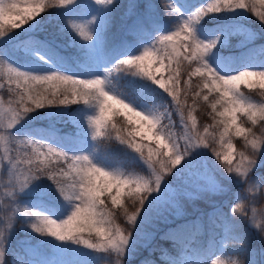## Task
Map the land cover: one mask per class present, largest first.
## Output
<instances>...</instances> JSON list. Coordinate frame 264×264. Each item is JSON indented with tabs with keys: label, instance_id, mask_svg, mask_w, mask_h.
<instances>
[{
	"label": "trees",
	"instance_id": "16d2710c",
	"mask_svg": "<svg viewBox=\"0 0 264 264\" xmlns=\"http://www.w3.org/2000/svg\"><path fill=\"white\" fill-rule=\"evenodd\" d=\"M208 1L213 2V0ZM197 2L199 0H179V3L189 8L197 7ZM162 3L163 0H112L111 4L100 5L97 0H74L67 7L46 9L30 25H25L23 29H16L8 36L0 38V58L14 61L23 70L38 74L43 71H60L68 75H71L68 71L84 73L82 69L78 68L77 62L85 54H89L90 57H96L97 54L88 53L82 44V38L72 31L68 21L81 23L90 12L99 16L100 32L104 35V47L108 51L117 45L114 40L120 34L127 33L130 36L127 37L128 39L134 43L137 42L136 52L141 55L147 44H153L159 35L167 34L165 31L167 25L170 24L169 30H177L176 25L179 20L177 18L171 20L172 14L165 11L162 6L159 8V4L162 5ZM257 10L264 12V6L258 4ZM236 11L238 10L209 14L195 25V35L198 39L199 30L206 31L204 34L208 38L212 35H229L228 47L240 54V59H233V65L229 68H224V60H218L219 63L213 61L216 65L222 66L225 72L241 69L250 57L256 60L257 65L264 66V23H261L259 18L251 12ZM238 28L246 29L247 32L244 34ZM70 37L74 39L71 45L67 44ZM236 40L243 41L245 45L242 48L232 47L235 46L234 41ZM227 44L218 46L225 50ZM22 47H26L28 50L42 51L53 60V65H44L36 61L29 53L24 52ZM118 60L113 59L110 62V67L113 68L111 72L113 86L131 97L147 100L158 111L163 112L167 108L168 112L172 114L171 131L177 138L181 137L185 128L180 122L172 98L143 75H135V69L123 66L121 70H115L114 65ZM184 67L186 71L191 70L187 68V65ZM192 67L194 68L195 65ZM168 74L167 69L163 74L165 79ZM80 76L84 75L80 74ZM187 79V75H182L181 88L184 87L183 81ZM192 82L195 85L200 80L193 76ZM193 91H200V89L194 88ZM241 91L250 97L252 103L257 105L264 103V96H261L264 89L258 86L249 89L242 85ZM204 93L207 94V89L204 90ZM216 95L218 94L212 93L207 102L202 97L198 98L197 102L193 104L192 93L189 92L185 106V119L191 127L188 112L192 110V115L196 118V131L209 146L205 148L201 144L202 149L198 147L191 149L181 164L173 168L171 173L161 181L166 189L168 187L173 190L175 205L181 207L182 215L175 217L170 211L167 219L156 217L153 236L148 240V244L142 247L141 243L136 241L137 237L133 226L128 223L127 217L123 214L124 207L128 209L129 213L134 210L129 197L122 194L123 205L118 204L113 208L116 213L115 222L131 233L128 248L131 252L123 255V264H210V261L218 256L225 258L239 256L245 260V264H264V236L252 226L249 220L254 209L259 213L264 208V159L261 165L251 171L248 181L231 183L219 197L203 195L202 197L196 196L192 200L188 194L192 192L187 186L196 177L199 168L203 169L208 165L218 177L217 171H222L224 165L212 151V148L215 147L222 153L224 144L220 141L223 125L218 123L222 118L217 117L216 120H213L214 114L210 107V101ZM0 96L7 101L9 94L6 88L0 90ZM180 98L184 99L183 92H181ZM87 106L98 110L94 106V102L85 105L82 100L76 104L54 105L37 109L21 119L11 130V134L22 139L37 137L39 140L52 143L67 152H85L96 165H105L126 176L148 177L151 175V170L139 153L128 147L126 142L121 143V140L116 136L113 125L122 130L124 137L128 136V131H131V125L127 123L126 117L119 110L115 114H109L110 118L102 129V134L93 139L88 118L82 113ZM68 115H79L88 134L84 135L69 123ZM255 119L257 123L253 125L247 115L238 113L237 124L252 131L237 137L235 128H233L229 136L225 137V141L231 138L236 154L240 152L251 154V144L248 143L246 146L245 137L250 142L259 140V137L264 135V121H260L258 115ZM163 124L167 125L168 120H163ZM205 127H208L207 133L204 132ZM135 142L141 146L145 156H147L148 147L156 148L152 143L142 141L137 137H135ZM181 146L183 148V141H181ZM16 148L17 145L10 142L11 154H15ZM20 150L30 153L31 147ZM160 150L163 153L164 149ZM154 159H158V157H154ZM236 159H239L238 155ZM52 160L56 161L53 164L54 167L66 169L65 162L57 161L56 157ZM7 178L6 172L2 171L0 190L11 188L10 184H6ZM250 188L251 190H249ZM42 189L46 194H37L38 190ZM127 191L128 189L125 188V193ZM184 191L188 193L184 194ZM154 193L155 191L148 194L141 211L146 209L148 201ZM113 194H115V189ZM105 199L111 207L107 194ZM4 202L6 203L4 211L0 209V230L4 229V217L11 215L17 206L13 204L11 197ZM237 202L244 205V215L233 214L232 208ZM15 203L21 208L45 210L57 221L65 219L71 212L68 202L61 197L51 180L46 177H40L23 192L16 193ZM33 219V217H25L17 213L13 227L0 240L7 263H9V259H20L23 253L25 258L36 257L39 264H80L79 261L71 260L74 255L73 246H76L84 252L85 258L88 259L83 264H114L115 254L111 251L91 249L73 240L60 241L50 235H42L34 231L30 227ZM84 236L87 238L88 234L85 233ZM92 238L94 241L96 240L94 233ZM140 241L142 240L140 239Z\"/></svg>",
	"mask_w": 264,
	"mask_h": 264
},
{
	"label": "snow or ice",
	"instance_id": "6c2138e0",
	"mask_svg": "<svg viewBox=\"0 0 264 264\" xmlns=\"http://www.w3.org/2000/svg\"><path fill=\"white\" fill-rule=\"evenodd\" d=\"M73 2L74 0H52L42 9L24 8L23 14L29 19L26 23L17 26L15 21L19 17L15 11H6V9L22 8L23 0H0V21H2L0 38L8 36L16 29H23L25 25H30L36 17L45 12L46 8L67 7ZM97 3L108 5L112 3V0H97ZM258 4L264 6V0H239L238 3L236 0H213L206 6L196 8L186 18H182L176 25V31L159 35L151 46L144 47L141 55H126L127 58L118 60L114 65L117 71L123 66L135 69V75H143L172 98L180 122L185 128L184 134L179 138L171 131L172 114L167 110L163 112L138 111L130 103H125V100L118 95L106 90L107 76L113 68H105L104 77L92 76L93 78L90 79H78L77 76L60 71L34 74L20 70L8 60L0 58V90L6 88L9 94L7 101L0 96V141L6 143L10 141L17 145L15 154H10L9 149L5 147L3 156H0V170L6 172L11 185L7 194L12 198L13 204L17 205L11 215L4 217V229L0 230V240L13 227L16 215L19 213L25 217H33L30 227L42 235H50L60 241L73 240L91 249L112 251L118 256L124 255L131 233L115 222L116 213L113 211L116 205H123L122 194L127 195L134 206V210L130 213L126 207L123 208V214L127 217L128 223L133 225L140 215L148 194L158 190L161 181L171 173L173 168L181 164L190 150L201 144L205 148L209 146L196 131V118L192 115V110L188 112L191 127L185 119V106L189 92L192 93L193 104L198 98L202 97L207 102L212 93L218 94L210 101V107L214 114L213 120L217 117L222 118L218 121L223 125L220 141L226 143L228 151L222 155L213 147V154L217 159L223 160L229 174L248 181L252 169L257 164V154L264 148V138L249 142L245 137L246 146L248 143L251 144V154L245 152L235 154L231 138L225 141V137L229 136L233 128H235L237 137L243 136L245 132L251 133V129H245L237 124L238 113L247 115L253 125L257 123L255 119L257 115L260 121H264V103L259 105L252 103L250 97L241 91L242 85L252 89L257 81L259 87L264 89V71L243 70L235 75H221L206 61V57L216 47L219 38L207 41L198 39L194 28L209 14L237 9L253 13L261 23H264V12L257 10ZM161 6L170 14H179V9L173 0H163L159 8ZM68 25L83 41L93 40V34L87 25L71 20L68 21ZM158 55L160 57L159 66L153 69ZM185 65L191 70L186 71ZM193 65H195L194 68ZM165 68L169 73L167 79L163 75ZM153 72L158 74L159 78ZM182 75L188 77L183 81V88H181ZM193 76L198 77L200 82L193 85ZM194 88L200 91H193ZM205 89H207V94L204 93ZM181 92L184 95L183 100L180 98ZM261 96H264V92ZM80 100L85 105L94 102V106L99 110L98 114L88 118L93 139L102 134V129L110 118L109 114H115L118 111L114 105L127 109L133 116L139 118L133 120L126 116L128 124L137 125L128 131L127 137L123 136L122 130L117 129L116 125H113V129L121 143L126 142L128 147L139 153L151 170V175L148 177L126 176L118 171H107L95 165L88 155L70 156L69 153L52 147L49 143L17 138L11 134V130L21 119L37 109L54 105L76 104ZM109 101L113 104H109ZM165 119L168 120L167 125L162 124ZM157 125L160 127L158 128ZM204 132H208V127L204 128ZM142 133L143 138H154L157 144L156 148L148 147L147 156L141 150V146L135 142V137L141 136ZM181 141H183V148ZM161 146L165 150L163 153L160 150ZM27 147H31L30 153L20 150ZM237 155L239 159H236ZM53 156L57 158V161H70L67 164L68 170L63 167H54L53 164L56 161L52 160ZM234 160H236L235 163ZM40 177L51 180L61 197L72 204L73 209L65 219L57 221L42 211L28 207L21 208L15 203L16 193L23 192ZM101 177L106 179H101ZM125 188L128 189L126 193ZM114 189L115 194H113ZM106 194L107 198H110L111 207L106 203ZM232 212L234 215L237 213L244 215V205L237 202ZM251 219H254V210L249 220ZM85 233L88 234L87 238L84 236ZM93 233L96 237L95 241L92 238ZM2 257L3 248L0 245V261Z\"/></svg>",
	"mask_w": 264,
	"mask_h": 264
},
{
	"label": "rangeland",
	"instance_id": "374dc122",
	"mask_svg": "<svg viewBox=\"0 0 264 264\" xmlns=\"http://www.w3.org/2000/svg\"><path fill=\"white\" fill-rule=\"evenodd\" d=\"M83 1H91V0H83ZM173 3L179 9V14H172L171 20H173L174 18H177L180 21L182 18H186L188 15H190L196 8L206 6L210 2L208 0H199V2H197L198 3L197 7L191 6L190 8L184 7V6H183L184 7L183 8L180 5L179 0H173ZM237 10L238 11H236V12L244 11L243 9H237ZM91 11H93V10H91ZM80 24L87 25L88 29L93 34V40L92 41L85 42L82 40L83 41L82 44H83L84 48L87 49L88 53H96L97 55L94 58V57H90L89 54H85L83 56V58L77 62L78 68L82 69L84 71V73L81 72L80 74H83L84 76H80L79 73H74L72 71H69V73L74 75V76H77L78 79H90V78H93L92 76L104 77L105 76L104 69L105 68H111L108 65V63H106V61H109V59H110V53L104 47V35L100 32L99 16L94 12L93 13L90 12ZM169 29H170V24L167 25V27L165 29L167 34H169V32L176 31V30H169ZM238 30L240 32H243L244 34L247 32V30L243 29V28H238ZM194 31H195V28H194ZM204 33H206V31L199 30V39L207 41V40H211L214 38H219V42L217 43L216 47H214L212 49V51L208 54V56L206 57V61L211 67H213L221 75H225V76L235 75L238 72L243 71V70L264 71V66L257 65L256 60L254 59L255 60L254 61L253 58L250 57L249 60L246 62V64H244V66L241 69L236 70V71H231V72H225L224 68L231 67L233 65V59L239 60L240 54H237V52H235L234 49H231L228 47L227 43H230L228 40L229 35H227V36L226 35H221V36L220 35H212L210 38H208ZM127 37H130L127 33L122 34V35L120 34L115 39L116 41L114 40V42L117 44L116 45L117 48L115 50V55L117 57L127 58L126 55H131L134 53H135L134 55H140L136 52L137 51V49H136V43L137 42L134 43V41H131ZM246 37L248 38V36H246ZM238 40L234 41L235 46H232V47L242 48L245 45L243 41H238ZM73 42H74V39L70 37V39H68L67 44L71 45ZM220 44H227L225 50L221 49V47L218 46ZM151 45L152 44H147V46H151ZM157 47H159V45H157ZM22 49L24 52L29 53V55L33 59H35L36 61H38L44 65H53V60L51 58L47 57L42 51H40V50H28L26 47H22ZM159 58L160 57L158 55L157 56V63L153 64V69L155 67L159 66V63H158ZM218 60L219 61L224 60V62H225L224 68L222 66L216 65L215 63L212 62V61H215L216 63H219ZM8 62L13 64L15 67L19 68L20 70H23V68L18 66L19 65L18 63L14 62V61L13 62L8 61ZM165 63H167V62L165 61ZM166 70H167V68L164 69L163 74L165 73ZM24 71H26V70H24ZM48 72L43 71L40 74H45ZM32 73L38 74L35 72H32ZM153 74L158 75L155 72H153ZM255 83H256V86L259 87V82L257 81ZM106 90L109 91L110 93L118 95L120 98L125 100V103H130L138 111L139 110H143L145 112L154 111V110L158 111L151 103L147 102V100H140V99L131 97V96H129L123 92L117 91L118 89H116V87H114L112 85L111 73H110V75L107 76ZM109 104H113V102L109 101ZM5 107H7V105H5ZM114 107L116 109H118L120 111V113L123 114L125 117L126 116L131 117L133 120L139 119L138 117L133 116L132 113L128 112L127 109H124L119 105H114ZM165 110H167V108H165L163 111H165ZM98 111L99 110H97L91 106H87L82 111V113L84 114V116L89 118V117H92V116L98 114ZM159 112H162V111H159ZM67 118H68L69 123H71L72 125H74L76 128L79 129V132H82L84 135L88 134V131L86 128H84L83 122L81 121L79 115H68ZM6 122L7 121H5V123ZM162 124H163V121H162ZM130 125H131V130L133 127H137V125H134V124H130ZM157 127L159 128L160 125H157ZM136 137L142 141L152 143L155 147L157 146L154 138L145 139V138H143V133L141 134V136H136ZM259 138H264V135H261ZM32 140H39V138L33 137ZM39 141H41V143H49V142H46L43 140H39ZM49 144H51L52 147L59 148L60 150L67 152L65 149H63L61 147L55 146L52 143H49ZM5 147H7L9 149V152L11 154L10 141L7 143L4 141H0V156H3ZM198 148L200 149L201 147L199 146ZM161 149H163L162 146H161ZM42 151H46V150L42 149ZM227 151H228V148L226 146V143H224L223 144V150H222L221 154L223 155V153H225ZM233 151L235 153L234 145H233ZM67 153H69L70 156L71 155H82V154L88 155L85 152H77V153L76 152H67ZM257 155H258L257 164L252 170L256 169L259 165H261L262 160L264 159V148H262L260 150V153H258ZM52 158H55V156H53ZM89 158L91 159L90 156H89ZM220 160H221L222 164H224L223 160L222 159H220ZM235 162H236V160H234V163ZM68 163H70V161L65 162L66 169H67ZM97 166H99V165H97ZM99 167H102L107 171H116L114 169L108 168L105 165H101ZM199 169L200 170H198L196 172V177L193 180H191V183H189L187 186L192 193H188L187 191H184V194H187V193L190 194L189 197L192 200H194L196 196L202 197L203 195L213 196L215 198L219 197L228 188L227 187L228 185H230L231 183H239V182L243 181L238 176H236L234 174H229L225 169V165H223L222 171H217L218 177H216V174L213 173L212 168L209 167L208 165L205 166L203 169H201V168H199ZM1 174H2V170H0V175ZM101 179H106V178L101 177ZM6 184H9V177L6 180ZM9 190H10V188H3V190H0V209L1 210L3 209V211H4V208L6 206V203L4 201L9 198V196L7 194ZM172 191L173 190L169 189L168 187L166 189L164 187V184L161 183L158 190L155 191L154 195H152L150 200L148 201L146 209L144 211L140 212V215L137 217L136 222L132 225L134 232H135V235L137 237L136 241L138 243H141L142 247L146 246L149 242L148 240H150V238L153 236V232H154L153 229L156 228V225L154 223L156 217H158L159 219H163V218L167 219L170 211H172V215H174L175 217H179L182 215L181 207H178L175 205V199L173 196L174 194ZM37 194L44 195V194H46V192H45V190L42 189V190H38ZM68 204L70 205V211H71L73 209V206L69 202H68ZM173 210H174V212H173ZM42 212H44L45 214L56 219L53 215L49 214L45 210H43ZM20 229L22 230L21 227H20ZM9 230L7 232H9ZM140 239L142 241H140ZM83 246H85V245H83ZM129 246H130V243L128 244V246L125 250L126 254H130V252H131V250H128ZM73 247H74V255H73V258L71 260L79 261L80 264H83L84 262H86L88 259L85 258L84 252L76 246H73ZM0 264H39V260L34 256H29V257L25 258L23 256V253H22L20 259H9V263H7L5 260L4 253H3L2 261H0ZM182 264H184V263H182Z\"/></svg>",
	"mask_w": 264,
	"mask_h": 264
},
{
	"label": "clouds",
	"instance_id": "9594fccd",
	"mask_svg": "<svg viewBox=\"0 0 264 264\" xmlns=\"http://www.w3.org/2000/svg\"><path fill=\"white\" fill-rule=\"evenodd\" d=\"M51 2L52 0H23L22 8H18V9L8 8L6 9V11H15V14L19 17V19L16 20L15 23L17 26H19L23 23H26L29 19L27 15L23 14L24 8H32L33 10L42 9L45 8V5ZM236 2L238 3L239 0H236ZM0 23H2V21H0ZM242 180L245 179L242 178ZM241 205L243 206L242 203ZM250 222L252 226L257 228L261 232V235L264 236V208H262L259 213H257L256 210L254 209V219H251ZM114 254H115L114 264H123V255L118 256L116 253ZM210 264H245V260L239 256H232L226 258L222 256H218L215 259H212L210 261Z\"/></svg>",
	"mask_w": 264,
	"mask_h": 264
}]
</instances>
